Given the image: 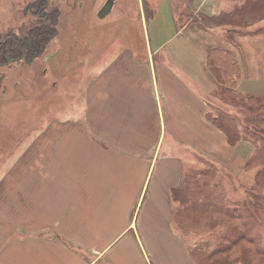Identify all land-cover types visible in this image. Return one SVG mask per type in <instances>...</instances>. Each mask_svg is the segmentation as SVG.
Masks as SVG:
<instances>
[{
  "label": "crops",
  "instance_id": "obj_1",
  "mask_svg": "<svg viewBox=\"0 0 264 264\" xmlns=\"http://www.w3.org/2000/svg\"><path fill=\"white\" fill-rule=\"evenodd\" d=\"M168 39L95 63L81 114L16 141L0 168V264H196L175 227L193 225L192 169L240 173L253 147L210 121L209 46L168 54Z\"/></svg>",
  "mask_w": 264,
  "mask_h": 264
},
{
  "label": "rangeland",
  "instance_id": "obj_2",
  "mask_svg": "<svg viewBox=\"0 0 264 264\" xmlns=\"http://www.w3.org/2000/svg\"><path fill=\"white\" fill-rule=\"evenodd\" d=\"M91 1L92 4L84 7L82 11L67 10L65 14L61 10L62 19L59 20L60 30L57 38L59 40L51 42L46 49L60 47V53L53 62L58 61L57 65L64 63L65 73L57 72L47 77V88L42 87L46 81L43 82L44 80L35 74L34 81L38 84L35 88L33 86L30 89L28 84H25L26 91H0V168L9 167L6 163L12 158L10 155L15 153L12 151H16L19 146L15 145L16 141L25 139L29 131L35 132L50 120L49 117L64 118L81 114L83 88L87 79L99 70V66L93 68V65L109 61L117 52H122L125 46H131L136 56L142 57L144 36L152 46L159 40L164 41L171 37L163 47V51L168 54H171V47L177 40L186 39L194 40L204 47L219 46L228 49L236 56L241 66L239 77L234 75L225 80L219 66L214 67L206 62L208 70L205 72L208 80L213 83L209 97L211 117L221 110L231 113V116L237 115L238 121L242 118L240 109L238 112L233 105L219 98L224 95L223 99L227 101L229 91L235 90L239 98L248 94L264 96V0H113L112 7L102 20L96 12L102 0ZM23 5L24 0H0V29L16 26L22 20H27L28 15L22 14ZM233 9L241 11L236 17L237 23H205L208 20L210 22L212 15ZM85 14L88 15L86 20ZM178 28L181 34L176 36ZM156 56L163 54L158 53ZM53 81L56 84L54 87L49 84ZM215 120L219 124L230 123L222 117ZM238 121L236 120V124L239 123L238 130H241L242 124ZM244 138L253 148L244 159L240 173L233 174L229 169L214 167L205 161L192 169L195 170L194 177L202 180L205 178L197 170L210 168L212 184L208 183L200 188L201 191L213 190L215 193L212 205L205 209V215L198 223L184 225V228L181 223L176 222L175 225L182 233L196 264H245L242 260H234L237 258L235 256L229 258L230 251L225 252L223 248H218L220 235L230 230L226 222V212L229 209L241 211L243 204H246L250 197L255 200L254 192L264 194V175L262 184L255 181L258 171L264 174V170H261L264 169V154L254 148L253 144L257 143L256 136L247 134L244 130ZM256 154L259 155L257 160ZM252 156V161L245 167ZM191 182L192 179L187 177L188 187ZM251 212L254 222L249 234L257 236L255 243L261 248L260 252H263L264 209L255 210L251 206ZM190 226H193L195 233L191 229L187 231ZM253 247L255 249L256 246ZM243 248L247 250V246ZM242 256L238 254L239 259Z\"/></svg>",
  "mask_w": 264,
  "mask_h": 264
},
{
  "label": "trees",
  "instance_id": "obj_3",
  "mask_svg": "<svg viewBox=\"0 0 264 264\" xmlns=\"http://www.w3.org/2000/svg\"><path fill=\"white\" fill-rule=\"evenodd\" d=\"M240 13L241 11L239 9H233L227 12H221L216 16L212 15L210 17L211 23L208 22L209 20L207 22L205 21L204 22L206 24H214V25L215 24L233 25L237 23L235 20ZM207 62L209 65L214 67L219 66V69L221 70L220 71L221 75L225 77L223 78L224 80L231 78V76L233 77L234 75L239 77L238 73L241 67L240 63L236 58V56H234L232 52L228 51V49H224L219 46L207 48ZM221 92L227 93L228 91H221ZM229 93L230 94L228 95L227 101L226 99L225 100L223 99L224 95L221 96L222 97L221 99L225 103H229L233 105V107L237 109L238 112L239 109L242 111V118L239 120L242 124L241 130H238L239 123L236 124V120L238 121V116L237 115L231 116V113L223 112L221 110H219L217 112L218 114H215V116L212 117L210 121L226 134L228 142H230L231 144H234L239 139H245L244 130L247 132V134L248 133L253 134L257 138V143L253 144L255 150H257L259 153L262 152L264 154V96L248 94L246 96H243L244 98H239L238 96H236L235 90L229 91ZM219 117H222L224 120L230 123L219 124L215 120L218 119ZM253 157L254 156L250 157L251 159L244 165L245 167L246 165L247 166L249 165ZM257 157H259V155L256 154L255 155L256 160L259 159ZM197 172L202 176H204L205 179L202 178V180H199L196 177H194L195 173L193 175L195 195L198 196L202 195L200 196V198L196 196L193 202L194 203L193 209H187L188 210L187 215L188 216H190V214L193 215V218L190 216L192 219L191 221H193V224H196V222L198 223L201 217H204L205 209H207L208 206H211L212 202L215 199V193L213 190L207 191L203 189L204 191L203 192L201 191L200 188V187H205V185H208V183L209 185L212 184L210 182L212 171L210 170V168H205V169L201 168L198 169ZM263 175H264L263 172L258 171L256 173L255 175L256 183L258 184L263 183V179H262ZM190 176L192 177V174ZM203 196H205L203 200L199 201V199H202ZM253 196L257 201L252 200L253 198L250 197L248 202L246 204H243L241 211H238L237 209H232V210L229 209V211L226 212L227 213V215L225 214L226 222L228 223V228L230 230L224 232L222 236L220 235V238L218 239V243H219L218 248H223L225 252L230 251L228 257L229 258L237 257L234 260H238L239 262L240 260H242L245 264H248V262L252 264H264V248H263V252H260L261 248L258 247L257 244L255 243L257 236L252 233L249 234V231L252 229L253 227L252 224L254 222V217L251 212V206L255 210L264 209V194L261 195L260 193L254 192ZM258 199H260V201H258ZM207 222L209 223V220H207ZM243 246H247V250L244 249ZM253 246H256L255 249ZM232 251H234L233 254ZM245 251H247L248 253H244ZM238 254L243 256L240 257L239 259ZM207 257L209 258L210 256L207 255Z\"/></svg>",
  "mask_w": 264,
  "mask_h": 264
},
{
  "label": "flooded vegetation",
  "instance_id": "obj_4",
  "mask_svg": "<svg viewBox=\"0 0 264 264\" xmlns=\"http://www.w3.org/2000/svg\"><path fill=\"white\" fill-rule=\"evenodd\" d=\"M106 1L102 0L97 15ZM91 4V0H24L22 14L28 15L27 20L0 29V91H26L25 84L30 89L35 88L38 86L34 81L35 74L45 82L52 74L65 73L64 63L53 62L60 47L46 49L51 42L59 40L61 10L65 14L67 10L82 11ZM87 16L85 14L84 20ZM49 84L56 85L55 81ZM42 87H48L47 81Z\"/></svg>",
  "mask_w": 264,
  "mask_h": 264
},
{
  "label": "water",
  "instance_id": "obj_5",
  "mask_svg": "<svg viewBox=\"0 0 264 264\" xmlns=\"http://www.w3.org/2000/svg\"><path fill=\"white\" fill-rule=\"evenodd\" d=\"M112 5H113V0H107L106 3L99 10L98 13L99 17H103L104 15H106V13H108Z\"/></svg>",
  "mask_w": 264,
  "mask_h": 264
}]
</instances>
